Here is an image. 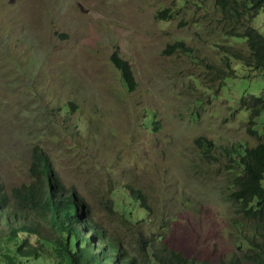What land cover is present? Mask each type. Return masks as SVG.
Returning a JSON list of instances; mask_svg holds the SVG:
<instances>
[{"label":"rangeland","instance_id":"rangeland-1","mask_svg":"<svg viewBox=\"0 0 264 264\" xmlns=\"http://www.w3.org/2000/svg\"><path fill=\"white\" fill-rule=\"evenodd\" d=\"M227 21L217 0H0L4 194L17 205L39 146L130 252L147 236L211 264L243 256L253 226L230 196L229 151L264 137L263 118L251 122L242 104L264 94V73L234 58L248 48L226 37L234 25ZM179 41L190 50L174 49ZM114 51L130 62L136 90L111 63ZM200 136L214 142L212 151ZM128 187L151 207L133 210L130 219L144 220L136 225L119 215L121 202L130 204ZM55 262L46 253L29 264Z\"/></svg>","mask_w":264,"mask_h":264},{"label":"trees","instance_id":"trees-1","mask_svg":"<svg viewBox=\"0 0 264 264\" xmlns=\"http://www.w3.org/2000/svg\"><path fill=\"white\" fill-rule=\"evenodd\" d=\"M217 3L228 17L227 23L234 24L226 30V37L231 35L242 40L248 48L247 53L235 51L234 58L247 70L264 73V0H217ZM172 47L190 50L184 41ZM223 51L229 61L230 51L226 48ZM110 58L120 71L127 90H136L138 84L130 62L116 51ZM225 76L223 78H227ZM243 102L250 111L251 122L257 118L264 120V94L252 93L251 98L248 101L243 98ZM149 123L158 125L155 119ZM196 142L205 151H212L214 147V142L203 136ZM229 152L235 156V165L229 170L232 174L230 196L240 213L251 221L252 236L248 238L250 246L243 256L212 264H264V137L256 146L239 145ZM32 159L33 181L17 191V205L4 194L0 184V251L7 259L6 264L34 263L46 253L55 259V264H211L210 261L188 258L172 248L160 247L153 237L147 236L139 237L135 243L137 250L130 252L123 239L115 237L96 221L89 205L75 188H67L59 179L41 147L34 148ZM126 193L130 204L121 202L120 217L134 225L143 222L133 221L130 217L134 216L136 207L142 213L151 211L147 196L132 187L126 188ZM39 218L47 222L51 233L41 231Z\"/></svg>","mask_w":264,"mask_h":264}]
</instances>
